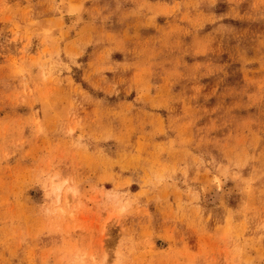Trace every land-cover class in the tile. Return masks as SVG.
<instances>
[{"label": "rangeland", "instance_id": "rangeland-1", "mask_svg": "<svg viewBox=\"0 0 264 264\" xmlns=\"http://www.w3.org/2000/svg\"><path fill=\"white\" fill-rule=\"evenodd\" d=\"M0 264H264V0H0Z\"/></svg>", "mask_w": 264, "mask_h": 264}]
</instances>
